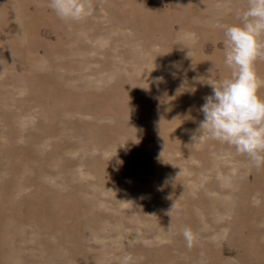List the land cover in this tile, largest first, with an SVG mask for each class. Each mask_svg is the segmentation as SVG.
I'll use <instances>...</instances> for the list:
<instances>
[{"label":"rangeland","instance_id":"374dc122","mask_svg":"<svg viewBox=\"0 0 264 264\" xmlns=\"http://www.w3.org/2000/svg\"><path fill=\"white\" fill-rule=\"evenodd\" d=\"M246 8L0 0V264H264V168L198 139Z\"/></svg>","mask_w":264,"mask_h":264},{"label":"clouds","instance_id":"9594fccd","mask_svg":"<svg viewBox=\"0 0 264 264\" xmlns=\"http://www.w3.org/2000/svg\"><path fill=\"white\" fill-rule=\"evenodd\" d=\"M49 7L61 20L79 22L93 14L94 0H49ZM239 19L238 24L218 26L223 30L224 64L230 76L223 80L207 79L211 81L207 84L212 94L203 98L199 109L204 118L198 139L226 144L246 156L252 167L261 169L264 98L259 90L264 87V78L259 76L256 64L264 61V0H247V8ZM191 35L193 40L198 39L194 33ZM254 202L260 204L259 199L254 198ZM183 236L191 249L196 239L192 229L185 227ZM121 264H132L131 254H126Z\"/></svg>","mask_w":264,"mask_h":264}]
</instances>
